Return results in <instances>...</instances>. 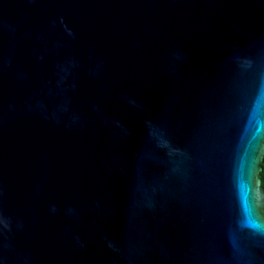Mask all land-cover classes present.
Segmentation results:
<instances>
[{"label":"water","instance_id":"1","mask_svg":"<svg viewBox=\"0 0 264 264\" xmlns=\"http://www.w3.org/2000/svg\"><path fill=\"white\" fill-rule=\"evenodd\" d=\"M0 264H264V0H0Z\"/></svg>","mask_w":264,"mask_h":264}]
</instances>
